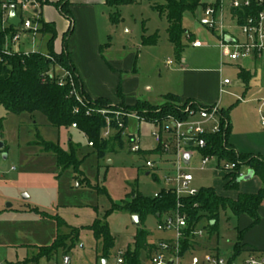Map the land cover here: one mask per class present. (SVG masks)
Segmentation results:
<instances>
[{
    "label": "rangeland",
    "instance_id": "rangeland-1",
    "mask_svg": "<svg viewBox=\"0 0 264 264\" xmlns=\"http://www.w3.org/2000/svg\"><path fill=\"white\" fill-rule=\"evenodd\" d=\"M213 1L202 0V4ZM44 3L45 0H33L30 13L40 9ZM164 4L165 0H136L134 4L120 8L97 7L100 41L102 47L105 46L102 57L107 60V97L115 100L107 106V113H119L120 102L116 96L119 84L128 105L142 101L158 108L164 104L165 96H182L191 89L218 94L216 85L229 80L231 85L219 93V107L231 110L230 122L235 127L250 121L254 128L263 129L264 59L254 63L241 61L227 64L222 58L217 38L200 26L202 11L199 8L194 14L184 15L183 26L187 34H193L206 46L195 49L185 38L180 63L168 41L167 21L154 9ZM114 13L121 16L118 25L111 23L110 17ZM29 17L25 15L24 19ZM57 17L60 19V14ZM154 35L159 37L158 44L143 46V37ZM49 39V36L40 34L34 40L21 41L20 51L48 56ZM182 68L194 73L187 74ZM241 69L250 73L248 84L240 78ZM84 72L87 81L82 79L94 92L100 86L98 78ZM185 103L182 101V105ZM0 120L3 126L1 142L6 148V152H0V264H67V261L69 264H114L120 253L124 254L129 247H133L139 230L149 234V244L176 237L174 232L160 231L159 221L154 216H148L143 221L139 219V226H136L130 213L114 211L106 222L115 244L109 257L103 259L102 243L87 230L96 220L105 219L114 205L120 207L122 203L129 202L133 193L152 198L165 188L164 168H169L170 164L165 156L160 160L151 155L157 146L154 134L159 131L152 123L129 117L127 128L121 135L124 148L120 149L117 145L112 154L100 159L82 134L72 129L51 127L41 113L14 115L0 106ZM118 127L123 129L121 125ZM108 131L109 137L117 135L111 123L108 124ZM40 140L58 144L66 152L70 141L78 146V159H85L80 168L81 179L72 170L62 172L52 154H43L37 144ZM135 140L141 149L139 161L135 160L138 155L130 153ZM147 160L156 162L152 173L158 177L159 183L148 175L151 170L145 167ZM202 168L201 155L194 150L192 162L185 170L194 178L193 188H213L219 196L232 199L231 191L225 190V173L217 169V164L211 162L204 170ZM57 217L72 229L79 230V239L74 242L71 237L74 231L63 230L62 248L54 255L42 258L40 248L51 247L57 242ZM239 219L230 211L221 213L217 235L210 238L205 232L198 240L194 253L186 255L182 262L187 264L192 256L203 259L210 252H216L213 251L215 249L222 258H231L238 241ZM204 225L202 222L201 227ZM246 256V252L242 253L238 264ZM140 262L147 264L144 251L141 252Z\"/></svg>",
    "mask_w": 264,
    "mask_h": 264
},
{
    "label": "trees",
    "instance_id": "trees-1",
    "mask_svg": "<svg viewBox=\"0 0 264 264\" xmlns=\"http://www.w3.org/2000/svg\"><path fill=\"white\" fill-rule=\"evenodd\" d=\"M18 0H0V106L6 112L14 115L35 113L43 114L49 125L55 129H72L82 134L92 144L91 148L100 159H104L107 154H112L117 145L120 149L124 148V142L121 135L127 128L128 119L131 116L137 117L140 121L155 124L161 129L169 119L184 121L188 119L185 112L190 107V111H198L204 106L191 100L182 105V100L178 96L168 95L164 97V104L154 107L147 102L137 101L133 106L125 103L121 84H119L116 96L120 102L119 113H107V106L111 101L106 98L92 99L84 89L83 81L74 65L71 53L68 50V42L75 31V19L71 12L70 0H61L58 3L45 1L40 10L36 11L38 18L37 24L40 27L39 34L49 36L48 50L49 55L43 56L39 53L30 54H11L3 53L4 45L8 38L15 34L16 29L10 25H5L7 11L6 6L16 4ZM136 0H106V5L112 8H120L132 5ZM55 7L60 15L68 22V30L63 35V47L60 53L55 51V43L58 37L56 25L46 23L42 17V8L44 6ZM202 0H165L163 6H155L158 14L167 21L168 41L175 51L176 59L182 62V52L185 48L184 39L187 32L183 26L184 15L186 13L194 14L199 8L203 7ZM113 25L121 22L119 13H114L110 17ZM187 39V38H186ZM189 42V40H186ZM159 42L158 35L143 37V46H156ZM105 46L101 48L103 52ZM64 74L60 75V73ZM250 73L241 69L240 78L248 84ZM230 112L222 110V130L218 134L207 135L204 137L207 146L200 151L203 157H212L218 161V164H235L236 169L225 173V190L238 191L240 186L239 174L247 169L254 173L262 182V187L257 194H241L237 199H228L219 196L213 188L199 190L195 197L178 198L171 190L161 189L157 197H144L139 193L130 195V201L124 202L120 207L116 205L107 214L103 220H96L94 224L87 228L97 241L102 243V258L107 259L114 248L115 239L110 232L106 220L114 211H127L130 215L138 217L140 221L148 216H154L159 221V226L163 225L168 219H176L177 216L184 217L187 227L182 230V239L179 242L180 255L185 256L192 253L198 247L195 233L204 231L210 238L218 233V223L221 213L230 211L235 217L247 216L251 220L250 228L256 227L260 221L259 209L264 202V159L259 155L239 154L230 144L231 135ZM113 125L117 132L115 137L104 138L107 132L108 124ZM122 125L120 129L118 125ZM76 125V129H73ZM2 121L0 120V137L2 131ZM38 146L48 154L56 157L58 165L62 172L72 170L77 178L81 179L80 168L85 159H78L79 147L69 143V150L64 151L58 144L47 143L40 140ZM90 147V146H89ZM6 152V148L5 151ZM151 155L160 160L166 157L162 147H157L151 151ZM131 153V152H130ZM137 161L141 159V153ZM148 175L152 176L156 183H159L158 177L150 171ZM58 227L57 242L51 247H41L40 255L42 258H48L61 249L60 241L63 238V230H72L75 234L71 235L74 242L79 239L80 231L69 227L65 221L57 217L55 219ZM205 225L202 228L201 223ZM214 222V225L212 223ZM238 231V241L234 246V253L229 258V263H235L242 253L246 252V245L242 240L247 230ZM149 234L139 230L134 238L133 247H129L124 253V264H141V252L147 254V263L156 251V244L148 243ZM165 241V240H161ZM73 243V241L71 240ZM171 249L176 248L174 243L170 245ZM219 253L218 249H215ZM253 253V252H251ZM220 254V253H219ZM255 254V253H253Z\"/></svg>",
    "mask_w": 264,
    "mask_h": 264
},
{
    "label": "built area",
    "instance_id": "built-area-1",
    "mask_svg": "<svg viewBox=\"0 0 264 264\" xmlns=\"http://www.w3.org/2000/svg\"><path fill=\"white\" fill-rule=\"evenodd\" d=\"M32 4L33 0H18L16 4L5 7L7 11L4 21L5 25H8V16L12 11L21 20V25L15 28V34L8 38L4 45L3 53L5 55L21 53V41L29 40L30 38L34 40L40 35V27L36 22L38 18L36 11L40 9L33 10L30 13L29 7ZM200 9L202 18L199 24L209 35L217 38L222 58L227 64H235L241 61H252L254 63L264 59V0H214ZM25 15L30 17L24 19ZM186 38L195 49H201L206 46L197 41L191 33L187 34ZM227 39L230 42H227ZM169 65L171 66V63ZM230 85L231 82L225 80L222 83L221 93L224 92V87ZM185 112L188 114V119L184 121L169 119L154 134L157 144L156 148L162 147L167 158L166 162L170 164V170L165 171L163 177L165 189L171 190L178 198L195 197L199 194V190L192 186L194 178L185 172L186 167L192 162L194 150L200 153V151L206 149L207 143L204 137L220 133L223 126L219 105L204 106L196 112L190 111L189 107ZM261 122L262 126H264V115ZM72 128L76 129L77 127L73 125ZM109 136L107 129L104 138H109ZM133 144L134 146L130 149L131 154L134 156L139 155L141 152L139 142L135 140ZM89 146L91 147L92 144H89ZM186 155L191 156L189 165L184 163ZM201 159L203 170L211 162H215L217 169L224 173H229L236 169L235 164H226L224 162L218 164V161L212 157L201 156ZM145 167L154 171L156 162L147 160ZM246 170L239 174V179L245 177ZM157 195L158 193L155 194V197ZM186 227V219L180 216H177L176 219H168L163 225H160L158 227L160 231L174 232L176 237L173 240L160 241L156 244L157 249L147 264H184L182 261L186 255H180L179 242L182 239V230ZM204 234V231L196 232L197 241L202 239ZM171 243L176 246L174 251L170 247ZM123 256L124 254L120 253L117 262L114 264H124ZM187 264H236V262L229 263V259L222 258L219 253L210 252L203 259L192 256ZM241 264H264V257L250 253Z\"/></svg>",
    "mask_w": 264,
    "mask_h": 264
},
{
    "label": "crops",
    "instance_id": "crops-1",
    "mask_svg": "<svg viewBox=\"0 0 264 264\" xmlns=\"http://www.w3.org/2000/svg\"><path fill=\"white\" fill-rule=\"evenodd\" d=\"M45 1H49L50 3H58L61 0ZM70 3L71 12L75 19V31L68 42V50L71 53L72 60L81 79L83 77L85 82L87 81L85 76L86 74L84 72L86 71L87 74L90 73L91 75L93 74L94 76H97L99 81L98 84L100 85L93 92V90H91L90 86L88 85V82L86 83L88 86L87 88H85L86 84L82 79L84 89L86 93H88L90 97L94 100L99 98H106L110 101H115L107 97V60L105 59V57H102V44L100 41V30L97 21V7L107 6L106 0H70ZM59 14V11H57L56 8L50 5L44 6L42 9V17L44 21L46 23H54L56 25L58 37L55 43V51L58 53H60L62 50L63 35L67 32L69 26L67 21L62 22L64 18H62L61 15L60 19H62H58L57 16ZM183 70L187 74L194 73V71L191 70ZM221 88L222 82L220 81V83L216 85L215 90L221 93ZM219 93L214 94L213 91L210 95L208 91L203 93L201 91H197L196 89H191L187 90L182 96H177L182 101L191 100L202 106L210 107L214 105H219ZM261 127L263 128L261 130L258 127L254 128V126L250 124V121H246L245 123H242L241 126L235 127L231 121V135L229 139L230 144L235 148V150L239 154L259 155L264 159V126ZM41 152L43 154H46V152L42 149ZM135 160L137 161L138 158L135 157ZM164 170H170V166L169 168H164ZM248 173L249 170H246L245 177L248 175ZM261 187V180L258 177H254L252 180L240 184L238 191H231L230 196L232 199H237L238 196L241 194L254 195L259 192ZM259 215L261 221L254 228H250L251 220L249 217L245 215L238 217L240 219L238 221L239 226H237V229L239 231L247 230L242 240L243 245H246L245 248L247 250V256L251 252H253L256 255L264 257L263 204L259 209ZM236 264H238V262H236Z\"/></svg>",
    "mask_w": 264,
    "mask_h": 264
},
{
    "label": "water",
    "instance_id": "water-1",
    "mask_svg": "<svg viewBox=\"0 0 264 264\" xmlns=\"http://www.w3.org/2000/svg\"><path fill=\"white\" fill-rule=\"evenodd\" d=\"M8 25H10L11 27L14 28H18L21 25V20L18 18L17 14L12 11L9 16H8V20H7ZM227 42H230L229 39H227ZM5 151V145L3 142H1V137H0V152L4 153ZM191 160V156L190 155H186L184 157V163L186 165H189V162ZM254 173L252 171H249L248 175L242 179H240V183L242 182H248L250 180H252L254 178ZM24 199L28 200L27 196H24ZM8 208H11V206H8ZM133 222L136 226H139V218L138 217H134L133 218ZM212 225H214V222L212 223ZM70 262L67 261V264H69Z\"/></svg>",
    "mask_w": 264,
    "mask_h": 264
}]
</instances>
